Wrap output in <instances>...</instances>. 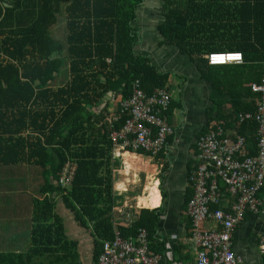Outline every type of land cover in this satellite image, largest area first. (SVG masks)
<instances>
[{"label": "trees", "instance_id": "trees-1", "mask_svg": "<svg viewBox=\"0 0 264 264\" xmlns=\"http://www.w3.org/2000/svg\"><path fill=\"white\" fill-rule=\"evenodd\" d=\"M145 1L0 0V165L32 163L42 168L44 177L41 194L32 200L31 253H0V264L75 254L78 242L65 234L52 195L56 191L78 224L91 229L96 262L116 230L122 238L134 239L145 228L151 252L167 264L166 248L157 239L159 208H142L130 225L115 224L111 135L128 115H120L119 105L111 118L107 110L94 109L109 92L122 90L127 100L136 79L147 95L167 89L169 75L135 52L138 10ZM162 5L166 11L159 31L165 43L198 65L213 93L230 103L227 108L223 100L213 99L212 114L228 122L222 127L234 131L231 137L244 136L255 149L258 124L239 115L256 113L252 86L264 79V0H164ZM60 23L64 42L51 35ZM211 52L241 53L244 61L212 66ZM64 63L68 76L57 84ZM251 70V86L239 88V94L236 83L227 79ZM67 161L77 167L71 183L63 186L59 177ZM221 193L229 195L222 183Z\"/></svg>", "mask_w": 264, "mask_h": 264}, {"label": "crops", "instance_id": "crops-1", "mask_svg": "<svg viewBox=\"0 0 264 264\" xmlns=\"http://www.w3.org/2000/svg\"><path fill=\"white\" fill-rule=\"evenodd\" d=\"M161 2L163 0H146L144 6L139 8L135 52L150 59L160 73L169 75L166 88L171 94L172 103L166 117L174 133L169 137L166 150L157 156L133 150L114 153L113 216L116 225H130L134 221L127 220L128 214L137 218L142 208H159L161 216L157 239L166 248L165 262L194 263L197 247L191 239L192 227L186 208L193 195L190 174L201 157L198 140L202 133L210 130H222L227 136L234 131L229 127L223 128V124L228 122H219L212 114L213 99L221 101L223 97L217 92L213 93L212 85L203 79L198 65L181 54L177 47L165 43L159 31V25L164 20ZM64 67V74L56 75L57 84L66 81V63ZM251 72L229 77L227 81L230 85L235 82L237 92L243 94L239 88L251 86L252 82L248 81ZM123 97L122 90L109 92L102 103L94 108L95 112L100 113L105 109L111 118ZM225 100L222 103L228 108L230 103ZM228 138L232 141L234 136ZM244 149L252 155L250 152L257 151V146L254 149L251 142H245ZM43 184L42 168L38 165H0L1 254L31 253L32 200L41 194ZM139 186L142 191H139ZM52 195L56 199V211L63 218L65 234L69 240L78 242L77 249L74 255L64 253L36 259L32 257L31 264H99L95 260V240L91 229L78 224L59 192ZM258 197L262 202L259 211H248L232 235L233 250L244 259L245 264H264V255L259 249V238L264 234V187ZM231 202L230 195L219 193L218 205L229 208ZM210 224L214 225L213 222Z\"/></svg>", "mask_w": 264, "mask_h": 264}, {"label": "built area", "instance_id": "built-area-1", "mask_svg": "<svg viewBox=\"0 0 264 264\" xmlns=\"http://www.w3.org/2000/svg\"><path fill=\"white\" fill-rule=\"evenodd\" d=\"M241 53L211 52L208 62L212 66L241 64ZM256 96L255 114L239 115L241 120H255L257 128V153L249 155L244 149L246 139L234 135L229 140L222 130L204 132L198 140L200 162L190 174L193 195L187 203L186 212L191 222V239L197 247L194 263L177 264H245L232 248L235 228L244 220L248 211L257 213L262 204L258 197L264 187V79L252 86ZM172 97L167 89H156L147 95L142 81L132 83V92L121 102L120 115H128L119 131L112 133L113 155L119 150L143 151L157 156L168 146L174 128L167 121ZM118 118L116 117V120ZM76 164L67 161L59 182L68 186L76 172ZM220 183L232 202L228 211L212 205L218 204ZM135 221L136 216L127 215ZM214 223L213 226L207 223ZM259 249L264 255V234L259 238ZM161 256L150 250L148 231L139 230L136 238L124 239L116 230L115 238L104 242L99 264H160Z\"/></svg>", "mask_w": 264, "mask_h": 264}, {"label": "rangeland", "instance_id": "rangeland-1", "mask_svg": "<svg viewBox=\"0 0 264 264\" xmlns=\"http://www.w3.org/2000/svg\"><path fill=\"white\" fill-rule=\"evenodd\" d=\"M163 2H164V0H163ZM163 2H161V4L163 3ZM164 6H163V12L165 13V11L166 10H164ZM163 13V14H164ZM62 24L64 25V22H62ZM61 25V23L60 24H57V26H56V28H53L52 29V37H54L55 39H57V40H60L61 42H64L65 41V38H66V32H65V36L63 37V31H62V29L61 28H59V26ZM64 72H65V67H64V65L62 66V68H61V70H60V73H62V75L64 74ZM67 76H68V74H66V78H67ZM17 164H19V163H17ZM144 182V181H143ZM143 182L141 183V185L143 184ZM137 186V185H136ZM139 191H142V187L141 186H139ZM159 224V223H158ZM160 227V226H159ZM157 228H158V226H157Z\"/></svg>", "mask_w": 264, "mask_h": 264}, {"label": "water", "instance_id": "water-1", "mask_svg": "<svg viewBox=\"0 0 264 264\" xmlns=\"http://www.w3.org/2000/svg\"><path fill=\"white\" fill-rule=\"evenodd\" d=\"M5 5H8L6 2H4Z\"/></svg>", "mask_w": 264, "mask_h": 264}]
</instances>
